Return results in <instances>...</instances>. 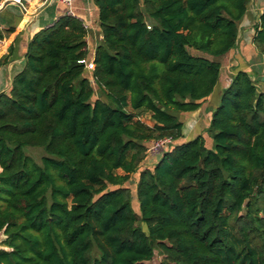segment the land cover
Masks as SVG:
<instances>
[{"label": "trees", "instance_id": "obj_1", "mask_svg": "<svg viewBox=\"0 0 264 264\" xmlns=\"http://www.w3.org/2000/svg\"><path fill=\"white\" fill-rule=\"evenodd\" d=\"M249 2L94 0L91 71L77 19L32 35L0 93V264H147L154 252L160 264H264V93L237 71L209 115L212 146L182 135L220 73L190 51H230ZM253 44L264 55V9ZM26 147L43 149L41 165Z\"/></svg>", "mask_w": 264, "mask_h": 264}, {"label": "crops", "instance_id": "obj_2", "mask_svg": "<svg viewBox=\"0 0 264 264\" xmlns=\"http://www.w3.org/2000/svg\"><path fill=\"white\" fill-rule=\"evenodd\" d=\"M264 9V0H250L246 12L237 23V38L234 47L219 58L206 54L198 55L220 64L218 84L198 110L184 115L182 135L191 140L202 135L207 148L212 146L205 130L209 115L219 102V97L237 71L249 74L256 90L264 93V55L254 46V27ZM62 16H72L80 21L86 30V51L88 62H92L94 53L102 44V35L98 21V11L94 0H75L71 15L65 5L55 0H20L19 4L0 0V93L7 92L13 77L19 73L32 35L42 28L51 26ZM149 125L150 122H149ZM160 154L147 155L143 166L152 167Z\"/></svg>", "mask_w": 264, "mask_h": 264}, {"label": "rangeland", "instance_id": "obj_3", "mask_svg": "<svg viewBox=\"0 0 264 264\" xmlns=\"http://www.w3.org/2000/svg\"><path fill=\"white\" fill-rule=\"evenodd\" d=\"M190 52L193 54L194 51L191 50ZM195 53L203 55L202 53H199V52H195ZM88 77H89L90 85H91L93 92H94L92 100H94V99L105 100L102 91L96 86V84L93 82L92 78L90 76H88ZM143 122L149 125V121L147 119H143ZM162 151L157 152L155 154L156 155L160 154ZM24 153L27 156H29L30 158H32L38 165H41V158L43 156H45L43 149L40 147H26V148H24ZM118 173H121V172L119 171ZM133 184H134V176H132V180H130V185H133ZM130 204H131L132 210L137 214L138 213V204H137L136 197H135L134 193H131ZM4 239H5V237L3 236L2 233H0V249H2L1 242ZM161 260H162V256L159 253L154 252V256H153L152 260L147 262V264H160Z\"/></svg>", "mask_w": 264, "mask_h": 264}, {"label": "built area", "instance_id": "obj_4", "mask_svg": "<svg viewBox=\"0 0 264 264\" xmlns=\"http://www.w3.org/2000/svg\"><path fill=\"white\" fill-rule=\"evenodd\" d=\"M8 1H12L18 4L20 2V0H8ZM74 1L75 0H55V2L63 4L67 7L68 15H71V7ZM0 44H1V41H0ZM79 63H83L85 65V68L89 71L93 69L92 62L79 61ZM170 142L171 140L169 138L159 139V140L150 142L149 147L147 149V154L153 155L157 152L164 150Z\"/></svg>", "mask_w": 264, "mask_h": 264}]
</instances>
